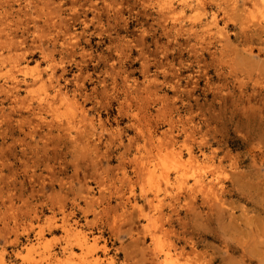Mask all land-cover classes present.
Masks as SVG:
<instances>
[{
	"label": "rangeland",
	"instance_id": "374dc122",
	"mask_svg": "<svg viewBox=\"0 0 264 264\" xmlns=\"http://www.w3.org/2000/svg\"><path fill=\"white\" fill-rule=\"evenodd\" d=\"M43 1L0 0V264H264V0Z\"/></svg>",
	"mask_w": 264,
	"mask_h": 264
},
{
	"label": "bare ground",
	"instance_id": "6f19581e",
	"mask_svg": "<svg viewBox=\"0 0 264 264\" xmlns=\"http://www.w3.org/2000/svg\"><path fill=\"white\" fill-rule=\"evenodd\" d=\"M37 1H39V0H37ZM67 1V0H66ZM78 1V0H77ZM95 1V0H94ZM103 1V0H102ZM236 1V0H235ZM42 2H44L43 0H42ZM46 3H47V1H45ZM44 2V3H45ZM61 2V1H60ZM73 2V1H72ZM82 1L80 0V3H81ZM88 3H89V0L87 1ZM86 2V3H87ZM174 2V1H173ZM173 2L171 1V0H168V1H166L165 0V2H164V6H165V8H168V9H170V12H171V10L173 11ZM3 3V2H2ZM37 3V2H36ZM58 3V2H57ZM77 3H79V2H77ZM85 3V4H86ZM87 3V4H88ZM101 3V2H100ZM162 3V2H161ZM54 4H56V3H54ZM90 4H92V2L90 3ZM90 4H88V5H90ZM117 4V3H116ZM181 4V3H180ZM182 4H184L185 5V3H182ZM217 4H219V3H217ZM233 4V3H232ZM20 5V4H19ZM24 5V4H23ZM69 5V4H68ZM73 5V4H72ZM75 5V4H74ZM79 5H81V4H79ZM102 5V4H101ZM117 5H119V4H117ZM31 6V5H30ZM35 6H37V5H35ZM40 6V5H39ZM46 6H48V4L46 5ZM52 6V5H51ZM77 6V5H76ZM163 6V7H164ZM22 7V6H21ZM40 7H42V6H40ZM48 7H50V6H48ZM65 7V6H64ZM100 7V6H99ZM110 7V6H109ZM25 8V7H24ZM32 8V7H31ZM34 8V7H33ZM39 8V7H38ZM56 8H62V7H59V6H57ZM70 8V7H69ZM72 8H74V7H72ZM92 8H93V6H92ZM230 8H232V7H230ZM19 9V8H18ZM57 9V10H58ZM103 9V8H102ZM219 9H220V7H219ZM35 10V9H34ZM33 10V11H34ZM39 10H40V8H39ZM45 10H46V8H45ZM48 10V9H47ZM46 10V12H48ZM79 10H81V9H79ZM232 10V9H231ZM240 10V9H239ZM32 11V10H31ZM50 11V13H51V10H49ZM71 11V10H70ZM100 11V10H99ZM241 11H242V9H241ZM5 12V11H4ZM7 12V11H6ZM5 12V13H6ZM18 12V11H17ZM55 11H53V13H54ZM73 12V11H72ZM103 12V11H102ZM105 12V11H104ZM166 13H167V11H165ZM245 12V11H244ZM21 13V12H20ZM92 13V12H91ZM233 13V12H232ZM231 13V14H232ZM7 14V13H6ZM26 14V12L24 13V15ZM27 14H29V13H27ZM59 14V13H58ZM71 14H73V13H71ZM0 15L2 16V14L0 13ZM17 15V14H16ZM23 15V14H22ZM49 15V14H48ZM47 15V16H48ZM50 15H52V14H50ZM56 15V14H55ZM83 15V14H82ZM226 15H228V14H226ZM225 15V16H226ZM4 16H6L5 14H4ZM61 16V15H60ZM74 16H76V15H74ZM74 16H72V17H74ZM165 16H166V14H165ZM178 16V15H177ZM27 17V16H26ZM32 17V16H31ZM30 17V18H31ZM50 17V16H49ZM53 17V16H52ZM256 17V16H255ZM254 17V18H255ZM21 18V17H20ZM69 18V17H68ZM75 18V17H74ZM84 18V17H83ZM121 18V17H120ZM162 18H163V16H162ZM165 18H167V17H165ZM164 18V19H165ZM173 18H176V16H174ZM228 18V17H227ZM229 18H231V16H229ZM2 19V18H1ZM0 19V20H1ZM18 19V18H17ZM28 19H29V16H28ZM33 19H35V18H33ZM50 19V18H49ZM52 19V18H51ZM73 19V18H72ZM177 19V18H176ZM3 20V19H2ZM14 20H16V19H14ZM13 20V21H14ZM23 20V19H22ZM80 20V19H79ZM166 20V19H165ZM164 20V21H165ZM254 19H252L251 20V22L253 21ZM20 21V20H19ZM24 21V20H23ZM23 21H21V23L23 22ZM81 21H83V20H81ZM175 21V20H174ZM257 21V22H256ZM256 23L258 24V25H260V26H262V24H261V19H258L257 20V18H256ZM8 22V21H7ZM16 22H17V20H16ZM45 22V21H44ZM43 22V23H44ZM59 22H60V20H59ZM4 23H5V20H4ZM4 23H2V24H0L1 26H3L4 27ZM32 23V22H31ZM46 23V22H45ZM54 23H56V22H54ZM53 23V24H54ZM85 23V22H84ZM256 23H255V25H256ZM263 23V22H262ZM7 24V23H6ZM10 24V23H9ZM19 24V23H18ZM50 24V23H49ZM62 24V23H61ZM174 24V23H173ZM26 25V24H25ZM28 25V24H27ZM45 25V24H44ZM56 25V24H55ZM58 25V24H57ZM175 25V24H174ZM183 25V24H182ZM257 25V26H258ZM6 26V25H5ZM14 26H16V25H14ZM39 27H41L40 25H38ZM62 25H60V27H61ZM173 26V25H172ZM177 26H179V28H180V26L181 25H177ZM259 26V27H260ZM3 27H1V29L3 28ZM33 27V26H32ZM174 27V26H173ZM190 27V26H189ZM253 27V26H252ZM263 27V26H262ZM9 28V27H8ZM11 28V27H10ZM9 28V29H10ZM17 28V27H16ZM43 28V27H42ZM178 28V27H177ZM250 28V27H249ZM264 28V27H263ZM1 29H0V31H1ZM4 29V28H3ZM3 29H2V31H3ZM8 29V30H9ZM38 29H40V28H38ZM50 29V28H49ZM61 29V28H60ZM175 29H176V27H175ZM182 29V28H181ZM183 29H184V27H183ZM246 29V28H245ZM16 30V29H15ZM23 30V29H22ZM25 30V29H24ZM59 30V29H58ZM190 30V29H189ZM240 30H241V28H240ZM261 30V29H260ZM263 30V29H262ZM43 31V30H42ZM41 31V32H42ZM57 31V30H56ZM9 32H10V30H9ZM8 32V33H9ZM15 32V31H14ZM47 32H48V30H47ZM67 32V31H66ZM178 32V31H177ZM257 32V31H256ZM260 32V31H259ZM6 33V32H5ZM63 33V32H62ZM71 33V32H70ZM64 34H65V30H64ZM64 34H62V35H64ZM8 35V34H7ZM13 35V34H12ZM41 35H44V34H41ZM48 35V34H47ZM58 35V34H57ZM60 35V34H59ZM68 35V34H67ZM259 35V34H258ZM5 36H6V34H5ZM39 36H40V34H39ZM50 36V35H49ZM79 36V35H78ZM6 37H9V36H6ZM5 37V38H6ZM22 37V36H21ZM20 37V38H21ZM143 37V36H142ZM174 37V36H173ZM10 38V39H9ZM7 40H2V42L5 44L6 42L5 41H7L8 42V44H9V46L10 45H12V46H14V49L15 48H17V47H19L20 45L22 46L23 44H24V39L22 38V41H18V39L17 40H15V38L14 37H9ZM38 38V37H37ZM46 38V37H45ZM59 38V37H58ZM70 38H71V35H70ZM72 38H74V36L72 35ZM4 39V38H3ZM41 39V38H40ZM52 39V38H51ZM54 39V38H53ZM75 39H77V37L75 36ZM144 39V38H143ZM142 39V40H143ZM9 40V41H8ZM87 40V39H86ZM259 40H261V39H259ZM51 41V40H50ZM54 41V40H53ZM64 41H65V39H64ZM69 41H70V39H69ZM76 41V40H75ZM173 41V40H172ZM258 41V40H257ZM31 42H33V41H31ZM67 41H65V44H67V45H64L65 47H67L69 44V42L68 43H66ZM72 42V41H71ZM70 42V44H75V43H71ZM79 42V41H78ZM86 42V41H85ZM127 42V41H126ZM141 42V41H140ZM260 42V41H259ZM61 43H63V42H61ZM169 43V42H168ZM1 44V43H0ZM3 44V45H4ZM52 44H53V42H52ZM64 44V43H63ZM135 44V43H134ZM133 44V45H134ZM2 45V44H1ZM7 45V44H6ZM5 45V46H6ZM40 45H41V43H40ZM45 46H46V44H44ZM62 45V44H61ZM161 45V44H160ZM32 46V45H31ZM70 46V45H69ZM75 46H76V44H75ZM109 46V45H108ZM121 46V45H120ZM141 46V45H140ZM11 47V46H10ZM64 47V48H65ZM73 47V46H72ZM72 47H70V49L72 48ZM80 47H82V46H80ZM39 48V47H38ZM7 49L9 50V48L7 47ZM11 49V48H10ZM25 49V48H24ZM34 49V48H33ZM33 49L31 48V51H33ZM41 49V48H40ZM49 49V48H48ZM61 49L63 50V47H61ZM68 49V48H67ZM67 49H66V51H67ZM70 49L68 50V51H70ZM81 49V48H80ZM162 49H165V48H162ZM39 50V49H38ZM50 50H51V48H50ZM78 50H79V48H78ZM140 50H142V49H140ZM167 50V48L165 49V51ZM169 50V49H168ZM194 50V49H193ZM41 51V50H40ZM65 51V50H64ZM67 51V52H68ZM82 51H84V50H81V52ZM86 51V50H85ZM125 51V50H124ZM191 51H192V49H191ZM21 52V51H20ZM43 52V50L41 51V53ZM44 52H46L47 53V50H45ZM73 52V51H72ZM72 52H70L71 54H72ZM79 51H77V53H78ZM126 52V51H125ZM23 53H24V50H23ZM51 53V52H50ZM59 53V52H58ZM74 53H75V49H74ZM112 53V52H111ZM141 53H143L142 55H144V53L145 52H143V50H142V52ZM14 54H16V51L14 52ZM62 54V53H61ZM64 54V53H63ZM68 54H69V52H68ZM71 54H69V56L71 55ZM76 54V53H75ZM74 54V55H75ZM80 54V53H79ZM84 53H81V56L83 55ZM18 55V54H17ZM16 55V56H17ZM19 55H20V53H19ZM44 55V54H43ZM42 55V56H43ZM85 55V54H84ZM83 55V56H84ZM3 56V55H2ZM10 56V55H9ZM20 56H22V54L20 55ZM41 56V57H42ZM62 56V55H61ZM86 56V55H85ZM46 57H50V60H49V62L47 63V65H46V71H45V73H46V76H47V79L46 80H48V82L50 81L52 84H53V82H55L54 81V79L56 78V76H57V74H56V61H54V59L52 58V56L51 55H46ZM89 57V56H88ZM93 57V56H92ZM110 57V56H109ZM141 57V56H140ZM147 57V56H146ZM145 56H144V58H146ZM84 58H86V57H84ZM5 58H3V60H4ZM14 59V58H13ZM18 59V58H17ZM43 59H44V57H43ZM46 59V58H45ZM59 59V58H58ZM87 59V58H86ZM140 59H142V58H140ZM62 59H60V61H61ZM144 60H146V59H144ZM144 60H142V63H146V62H148V61H146V62H143ZM66 61H68V60H66ZM78 61V60H77ZM58 62H59V60H58ZM62 62H63V60H62ZM69 62V61H68ZM112 62V61H111ZM77 63H79V62H77ZM76 63V64H77ZM63 64V63H62ZM75 64V65H76ZM113 64V63H112ZM141 64V63H140ZM145 65H147V64H144V66ZM169 66H170V64H168ZM78 66V65H77ZM161 66V65H160ZM172 66V65H171ZM146 67V66H145ZM163 67V66H162ZM42 68V67H41ZM114 68H115V66H114ZM147 68V67H146ZM144 70V69H143ZM146 70V69H145ZM144 70V71H145ZM146 72V71H145ZM164 72V71H163ZM171 72V71H170ZM173 72V71H172ZM41 73H43V72H41ZM165 73V72H164ZM44 74V73H43ZM10 75V74H9ZM72 75V74H71ZM76 75V74H75ZM78 75V74H77ZM76 75V76H77ZM110 75H111V73H110ZM14 77H12L11 79H13L14 78V82L16 83V82H19V80L17 81V78L15 77V75H13ZM41 75H40V73H39V79H42V77H40ZM79 76V75H78ZM97 76V75H96ZM174 76V75H173ZM85 77V76H84ZM125 77H127V76H125ZM80 79H81V77H80ZM83 79V78H82ZM148 79V78H147ZM153 79V78H152ZM42 80H44V79H42ZM56 80V79H55ZM79 80V79H78ZM101 80V79H100ZM157 80V79H156ZM32 81V80H31ZM41 81V80H40ZM148 81H149V79H148ZM151 81V80H150ZM28 82V81H27ZM26 82V83H27ZM57 82V81H56ZM75 82V81H74ZM156 82V81H155ZM12 83V82H11ZM15 83H14V85H15ZM36 83V82H35ZM45 83V82H44ZM150 83V82H149ZM13 84V83H12ZM23 84H25V83H23ZM51 84V85H52ZM55 84H57V85H55ZM54 85H53V94H51V96L48 94H46L45 92V94H43V95H45L44 96V98L46 99H44L45 100V102H43L42 100V103L44 104H46V105H48V106H50V108L52 109V108H54V107H52L51 105H52V103L53 104H55L56 102H58V101H56L55 103H54V98H55V96L56 95H58V96H62V92L60 91V88L58 87V83H55ZM79 84V83H78ZM146 84V83H145ZM145 84H144V86H145ZM26 85V84H25ZM29 84L27 83V86H28ZM47 85H49V83L47 84ZM51 85L50 86H48V87H51ZM16 86V85H15ZM15 86H14V88H15ZM18 86V85H17ZM16 86V87H17ZM2 87V86H1ZM13 88V89H14ZM46 88H47V86H46ZM5 89V88H4ZM7 89H9V88H7ZM6 89V90H7ZM143 89V88H142ZM120 90V89H119ZM145 90H147V89H145ZM110 91V90H109ZM149 92V91H148ZM147 92V93H148ZM64 93H66V92H64ZM72 93V92H71ZM146 93V94H147ZM125 94V93H124ZM64 95H67V94H64ZM74 95V94H73ZM15 96V95H14ZM47 97V98H46ZM130 97V96H129ZM57 98V97H56ZM63 98V96L61 97V99ZM65 98V97H64ZM63 98V99H64ZM72 98V97H71ZM60 99V98H59ZM69 99V98H68ZM68 99H67V97L64 99L65 100V102H67L68 101ZM81 99V98H80ZM58 100V99H57ZM64 100H63V102H64ZM77 100V99H76ZM122 101V100H121ZM127 101V100H126ZM36 102H37V100H36ZM40 102V101H39ZM64 102V103H65ZM74 102V101H73ZM79 102V101H78ZM96 102V101H95ZM128 103V102H127ZM39 104V103H38ZM43 104H42V106H43ZM61 104H62V102H61ZM68 104H71V103H68ZM67 104V105H68ZM129 104V103H128ZM39 105H41V104H39ZM58 104H56V106H57ZM65 105V104H64ZM72 106V105H71ZM73 106H75V105H73ZM121 106V105H120ZM49 109L47 106L45 107V109ZM57 108H58V106H57ZM56 108V109H57ZM75 108H76V106H75ZM41 109V108H40ZM45 109H43V111L45 110ZM129 109V108H128ZM50 110V109H49ZM52 110H54V109H52ZM148 110V109H147ZM160 110V109H159ZM55 111V110H54ZM45 112V111H44ZM48 112V111H47ZM161 112V111H160ZM80 113V112H79ZM134 113H136V112H134ZM155 114H156V112H154ZM160 114H162V113H160ZM82 115L84 116V114H83V112H82ZM157 116V115H156ZM156 116H155V118H156ZM134 117L136 118V116H135V114H134ZM152 117V116H151ZM78 118H79V116H78ZM84 118V117H83ZM130 118V117H129ZM74 119H75V117H74ZM80 119V118H79ZM78 119V120H79ZM70 120V119H69ZM82 120V119H81ZM84 120V119H83ZM146 120V119H145ZM168 120V119H167ZM71 121V120H70ZM80 121V120H79ZM101 121V120H100ZM78 122V121H77ZM68 122L66 121V124H67ZM71 123V122H70ZM74 122L72 121V124H73ZM79 123V122H78ZM81 123V122H80ZM99 124H100V122H99ZM131 124V123H130ZM60 125V124H59ZM74 125V124H73ZM72 125V126H73ZM101 125V124H100ZM99 125V126H100ZM70 126V125H69ZM132 126V125H131ZM135 126V125H134ZM59 127V126H58ZM57 127V128H58ZM101 127V126H100ZM60 128V127H59ZM58 128V129H59ZM66 128V127H65ZM68 128V127H67ZM66 128V129H67ZM78 128V127H77ZM138 128V127H137ZM71 130H72V128H70ZM81 129V128H80ZM79 129V130H80ZM68 130V129H67ZM77 130V129H76ZM73 131V130H72ZM85 131V130H84ZM140 131H141V129H140ZM76 132V131H75ZM81 132V131H80ZM79 132V133H80ZM117 132H118V130H117ZM139 132V131H138ZM119 133V132H118ZM78 134V133H77ZM109 134V133H108ZM73 135V134H72ZM141 136H142V134H140ZM148 135V134H147ZM150 135V134H149ZM79 137V136H78ZM77 137V138H78ZM131 137V136H130ZM129 137V138H130ZM154 137V136H153ZM70 138V137H69ZM72 138V137H71ZM84 138V137H83ZM112 138H113V136H112ZM117 138V137H116ZM79 139V138H78ZM73 140H74V138H73ZM86 140V139H85ZM88 140V139H87ZM109 140V139H108ZM171 141V143H174L175 142V140H174V138H172V139H170ZM74 141H76V140H74ZM78 141V140H77ZM76 141V142H77ZM203 141V140H202ZM88 142V141H87ZM86 142V143H87ZM99 142V141H98ZM85 143V142H84ZM109 143V142H108ZM118 143V142H117ZM120 143V142H119ZM110 144V143H109ZM144 145V144H143ZM173 145V144H172ZM207 145V144H206ZM199 146H200V144H199ZM149 147H150V145H149ZM137 148H138V146H137ZM143 148V147H142ZM93 149L95 150V146L93 147ZM138 150V149H137ZM146 150V149H145ZM144 150V154L146 153L147 154V152H149L148 150L147 151H145ZM155 150V149H154ZM158 150V149H157ZM96 151V150H95ZM104 151H105V149H104ZM140 151V150H139ZM143 152V151H142ZM94 153H96V152H94ZM139 153V152H138ZM150 153V152H149ZM148 153V154H149ZM140 154V153H139ZM148 154H147V156H148ZM96 155H98V154H96ZM119 155H120V153H119ZM116 156V155H115ZM137 155L135 154V157L133 158L134 160H137L138 158L136 157ZM141 156H143V154L141 155ZM146 156V155H145ZM164 156V155H163ZM166 156V155H165ZM171 156V155H170ZM169 156V157H170ZM158 157V156H157ZM172 157V156H171ZM95 158V157H94ZM108 158V157H107ZM132 158V157H131ZM137 158V159H136ZM141 158V157H140ZM139 158V159H140ZM143 158H144V156H143ZM142 158V159H143ZM129 159V158H128ZM168 159V158H167ZM171 159V158H170ZM173 159V158H172ZM123 160V159H122ZM144 160V159H143ZM158 160V159H157ZM161 160V159H160ZM169 160V159H168ZM138 161V160H137ZM147 161V160H146ZM136 163V162H135ZM139 163H140V161H139ZM147 163V162H146ZM145 163V164H146ZM149 163V162H148ZM169 163V162H168ZM154 164V166H153V168H151V169H148V172L150 173V176H152V179L151 180H153L154 181V183H155V186H156V191H155V193L152 195V197L150 196H148V195H146V194H142V202H144V203H147V204H149V206L150 205H152V206H155V207H158L160 204L162 205V201L165 199V197L167 196V195H170L169 193H167L166 192V190H164L163 192H159L160 191V189H159V181H164L166 184L169 182V179H168V174H167V169H168V167H167V164H166V162L164 161V160H162L161 162H160V164L162 165V168L160 169L159 167H161V166H159L158 168H159V170L155 167V162L153 163ZM157 164H158V162H157ZM135 165V164H134ZM141 165V164H140ZM132 167V166H131ZM139 167V166H138ZM142 168V167H141ZM144 168H146V167H144ZM134 169V168H133ZM139 170V169H138ZM143 171H144V169H142ZM169 172V171H168ZM102 173V172H101ZM122 173V172H121ZM145 173H147L146 171H145ZM199 174V173H198ZM203 175V174H202ZM141 176H142V174H141ZM123 177V176H122ZM144 177V176H143ZM201 177V176H200ZM200 177H198V180H197V182H198V185L199 186H202L203 185V189H204V186H211V182L210 181H207V182H205V180L203 179V178H200ZM111 178H113V177H111ZM178 178V177H177ZM122 179V178H121ZM121 179H120V181H121ZM171 179V178H170ZM123 180V179H122ZM178 180H179V178H178ZM129 182V181H128ZM143 182V181H142ZM104 183V182H103ZM127 183V182H126ZM163 183V182H162ZM176 183V182H175ZM144 184H145V182H144ZM173 184V183H172ZM171 184V185H172ZM151 185V184H150ZM162 185V184H161ZM214 185V184H213ZM144 186V185H143ZM198 186V187H199ZM115 187V186H114ZM99 188H101V187H99ZM98 188V189H99ZM117 188V187H116ZM119 188V187H118ZM169 188H171V187H169ZM201 189H202V187H200ZM209 188V187H208ZM210 188H212V186L210 187ZM102 189V188H101ZM181 189H182V187H181ZM103 190V189H102ZM144 190V189H143ZM169 190V189H168ZM199 190V189H198ZM212 190V189H211ZM177 191V190H176ZM199 191H201V190H199ZM204 191V190H203ZM207 191V190H206ZM121 192H123V191H121ZM142 192V191H141ZM181 192V191H180ZM179 192V193H180ZM211 192V191H210ZM209 192V193H210ZM126 193V192H125ZM152 193V192H151ZM178 193V192H177ZM201 193V192H200ZM203 193V192H202ZM207 192H205V194H206ZM101 194V193H100ZM118 194H120V193H118ZM122 195V194H121ZM124 195V194H123ZM118 196L120 199V201L121 202H119V203H121L122 205H123V209L124 208H126V205L127 206H129V207H127V208H130V209H132L133 211H134V213H135V215L137 214V211H136V209H138V210H141L142 211V206L141 205H139L134 199V196H133V193H127L126 194V196L124 197V196ZM135 195V194H134ZM208 195V194H207ZM63 196H64V194H63ZM101 196H103L102 194H101ZM216 196V195H215ZM60 197H61V195H60ZM169 197H172L173 199H172V202H179L178 201V199H179V197H178V194L176 195H172V196H169ZM218 197V196H217ZM101 198H103V197H101ZM60 199V198H59ZM62 199V198H61ZM65 199V198H64ZM100 199V198H99ZM169 198H167V200H168ZM171 199V198H170ZM56 200V199H55ZM91 201V200H90ZM169 201V200H168ZM183 201V200H182ZM92 202V201H91ZM57 203V202H56ZM117 203V202H116ZM142 204V203H141ZM178 204V203H177ZM145 205V204H144ZM172 205V204H171ZM108 206H109V203H108ZM125 206V207H124ZM169 206V205H168ZM184 206V205H183ZM61 207V206H60ZM105 207V206H104ZM122 207V206H121ZM167 207V206H166ZM86 208H87V206H86ZM89 208V207H88ZM133 208H135V209H133ZM150 208H151V206H150ZM149 208V209H150ZM172 208V207H171ZM175 208V207H174ZM146 209V208H145ZM156 209H158V208H156ZM106 210V209H105ZM87 211H88V209H87ZM95 211V210H94ZM93 211V212H94ZM136 211V212H135ZM158 211V210H157ZM174 211V210H173ZM83 212V211H82ZM85 212H86V210H85ZM84 212V213H85ZM124 212H126V210H124ZM159 212V211H158ZM175 212H176V209H175ZM98 213V212H97ZM141 213V212H140ZM161 213V215H162V212H160ZM160 213H158L157 215H159ZM96 214V213H95ZM122 214V213H121ZM129 214V213H128ZM145 214V213H144ZM131 214H129V217H132V215L130 216ZM134 215V214H133ZM160 215V216H161ZM159 216V217H160ZM128 217V216H127ZM158 217V216H157ZM162 217V216H161ZM133 218V217H132ZM135 219V218H134ZM138 219V218H137ZM176 219V218H175ZM130 219H128V221H129ZM142 220V219H141ZM132 221H133V219H132ZM132 221H130V222H132ZM158 221H159V219H158ZM181 221V220H180ZM127 222V219H126V221H125V223ZM169 222V221H168ZM182 222V221H181ZM160 224V226H161V222H159ZM167 223V222H166ZM170 224V223H169ZM57 225V224H56ZM171 225V224H170ZM50 227V226H49ZM181 227V226H180ZM131 228V227H130ZM161 228H162V226H161ZM167 228V227H166ZM116 229H117V227H116ZM165 230V229H164ZM38 232H39V230H38ZM39 235H40V232L38 233ZM40 237V236H39ZM94 237V236H93ZM152 240V239H151ZM154 241V240H153ZM172 245V244H171ZM174 246H176V245H174ZM173 246V247H174ZM69 247V246H68ZM67 247V248H68ZM172 247V246H171ZM66 248V247H65ZM155 248H157L156 246L154 247V249ZM182 248V247H181ZM69 249V248H68ZM71 249V248H70ZM159 249V248H158ZM158 249H156V251L158 250ZM167 250V249H166ZM179 250V249H178ZM151 251H153L152 249H151ZM176 251V250H175ZM71 252H72V250H71ZM177 252V251H176ZM162 253V252H161ZM179 253L180 252H178V254L177 255H179ZM170 254V253H169ZM176 254V253H175ZM180 254H182V253H180ZM151 255H152V253H151ZM177 255H175V256H177ZM174 256V255H173ZM180 256V255H179ZM182 256V255H181ZM151 258V257H150ZM183 258V257H182ZM172 257L171 256H169L167 253L165 254V259H164V261H163V264H179V262H177L178 261V259H180V257L178 258V257H176V259H172ZM263 259H264V257H263ZM262 259V260H263ZM152 260V259H151ZM155 260V259H154ZM113 261V260H112ZM156 262V261H155ZM158 262H160L159 260H158ZM181 262V261H180ZM262 262V261H261ZM152 263H153V261H152ZM162 263V262H161ZM154 264H156V263H154Z\"/></svg>",
	"mask_w": 264,
	"mask_h": 264
}]
</instances>
